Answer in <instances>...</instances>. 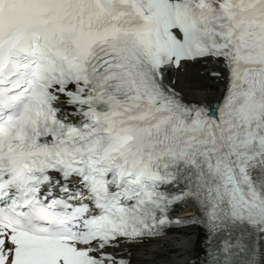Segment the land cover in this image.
<instances>
[{
  "label": "snow or ice",
  "instance_id": "6c2138e0",
  "mask_svg": "<svg viewBox=\"0 0 264 264\" xmlns=\"http://www.w3.org/2000/svg\"><path fill=\"white\" fill-rule=\"evenodd\" d=\"M198 63L211 103L165 83ZM193 225L200 264H264V0H0V264Z\"/></svg>",
  "mask_w": 264,
  "mask_h": 264
},
{
  "label": "bare ground",
  "instance_id": "6f19581e",
  "mask_svg": "<svg viewBox=\"0 0 264 264\" xmlns=\"http://www.w3.org/2000/svg\"><path fill=\"white\" fill-rule=\"evenodd\" d=\"M219 70L215 66L185 64L180 69L168 72L169 83L175 82V88L184 97L196 101L211 103L220 94L222 86L209 75ZM201 233L198 230H182L165 237L149 241L132 249L134 264H200L199 252Z\"/></svg>",
  "mask_w": 264,
  "mask_h": 264
}]
</instances>
